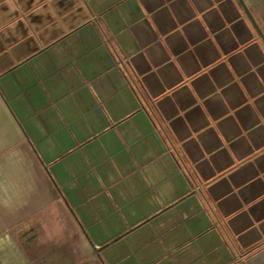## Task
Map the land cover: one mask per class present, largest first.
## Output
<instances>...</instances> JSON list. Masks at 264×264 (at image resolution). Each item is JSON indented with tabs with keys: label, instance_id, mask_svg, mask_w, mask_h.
<instances>
[{
	"label": "crops",
	"instance_id": "obj_1",
	"mask_svg": "<svg viewBox=\"0 0 264 264\" xmlns=\"http://www.w3.org/2000/svg\"><path fill=\"white\" fill-rule=\"evenodd\" d=\"M0 264H264V0H0Z\"/></svg>",
	"mask_w": 264,
	"mask_h": 264
}]
</instances>
